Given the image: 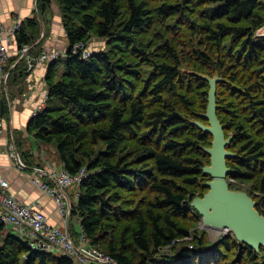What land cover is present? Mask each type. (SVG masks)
Instances as JSON below:
<instances>
[{"label":"trees","instance_id":"1","mask_svg":"<svg viewBox=\"0 0 264 264\" xmlns=\"http://www.w3.org/2000/svg\"><path fill=\"white\" fill-rule=\"evenodd\" d=\"M53 3L66 32V63L61 74L59 60L50 65L49 105L28 130L42 145H56L64 170L86 171L76 202L74 193L68 197L72 239L82 230L116 264H264V248L240 251L235 236L185 241V221L200 216L191 203L211 180L204 168L213 137L195 124L209 123L202 117L207 78L223 80L218 116L227 137L235 135L230 188L246 191L264 214V43L254 36L264 26V0H36L35 16L16 33L18 48L29 45L32 58L44 50ZM93 36L108 50L83 57ZM28 70L25 56L11 58L4 103ZM20 134L15 144L31 171L38 162ZM128 142L137 147L125 152ZM130 218L133 225L119 229ZM4 229L0 224V264H72ZM163 248L172 251L158 256ZM224 251L236 255L223 262Z\"/></svg>","mask_w":264,"mask_h":264},{"label":"crops","instance_id":"2","mask_svg":"<svg viewBox=\"0 0 264 264\" xmlns=\"http://www.w3.org/2000/svg\"><path fill=\"white\" fill-rule=\"evenodd\" d=\"M52 7L49 36L44 42V50H58L64 53L68 43L62 16L57 5ZM35 14L36 0H0V25L10 26L18 22L21 23L33 18ZM11 49L16 51L17 46L14 45ZM14 54L15 52L12 53L13 56ZM49 67L50 64L36 65L11 87L10 96H6V102L2 108L6 128L0 141V176L8 180L10 192L22 203L33 205L44 211L51 224L68 228V221L65 224L56 199L45 193L42 186L34 181L36 178H41V182L53 184L52 172L63 170L60 163L58 166L49 162L45 145H42L28 130L34 107L40 103L48 91ZM18 132L22 137L19 139L18 136L17 139L22 140L23 145H26L25 149L33 154L35 161L38 162L36 167H40L44 171V176L35 171L36 167L31 171H21L16 167L8 150L9 144L15 143V133ZM38 155L41 156L43 163L38 159ZM73 187L65 190L67 198ZM8 231H12L11 227L5 226L4 233Z\"/></svg>","mask_w":264,"mask_h":264},{"label":"built area","instance_id":"3","mask_svg":"<svg viewBox=\"0 0 264 264\" xmlns=\"http://www.w3.org/2000/svg\"><path fill=\"white\" fill-rule=\"evenodd\" d=\"M20 26L21 23L19 22L10 26L0 25V139L4 136L6 128L2 107L4 105L5 90L8 85L11 58L22 54L26 57L29 70H32L38 64L56 62L63 54L58 50H43L37 58H32L28 55L29 45H24L22 48L17 46L16 33ZM14 45L17 46L16 51L11 49ZM13 52H15L14 56L12 55ZM89 55L90 52L86 50L83 57H88ZM8 151L16 167L21 171H27L14 142L9 144ZM35 171L44 176V171L40 167H36ZM86 177L85 170L73 175L63 169L52 172L53 184L41 182V178H36L34 181L42 186L45 193L56 199L66 224L69 218V201L65 190L79 185ZM9 188L8 180L0 176V224L12 226L19 237L28 241L33 249L49 253L61 252L71 260L72 264H116L112 256L92 245L82 230L78 241L75 242L67 226L62 228L51 224L44 211L35 208L33 205L22 203L10 192ZM76 196L78 197V193ZM190 247L192 248V245Z\"/></svg>","mask_w":264,"mask_h":264},{"label":"water","instance_id":"4","mask_svg":"<svg viewBox=\"0 0 264 264\" xmlns=\"http://www.w3.org/2000/svg\"><path fill=\"white\" fill-rule=\"evenodd\" d=\"M207 80L210 84L209 104L202 117L209 123L195 124L213 137L211 147L205 149L211 157V164L204 168L211 180L205 184L208 191L202 197H196L191 206L203 217L205 226L234 235L240 251L248 246L259 252L264 248V214L257 210L258 203L246 191L230 188L228 176L233 169L228 166V160L237 154L228 147L235 135L227 137L218 116V84L223 80L218 77Z\"/></svg>","mask_w":264,"mask_h":264},{"label":"rangeland","instance_id":"5","mask_svg":"<svg viewBox=\"0 0 264 264\" xmlns=\"http://www.w3.org/2000/svg\"><path fill=\"white\" fill-rule=\"evenodd\" d=\"M55 6H56V4L54 3L53 4V7H55ZM188 12H190V11H188ZM188 14H191V13H188ZM154 24L155 25H158L160 27H163L164 26L158 20H156L154 22ZM254 36H255L256 41L258 42V44H263L264 43V26L262 28L258 29L255 32ZM87 50H89L91 53H93V52H104V51H107L108 50V42H106V40L104 38H99V37L93 36L92 39L90 40L89 44L87 45ZM123 58H126V57L123 56ZM65 63H66V56H65V53H63L61 55V57L59 58V64H58V70H59L60 74L62 73V71L64 69ZM236 72H237L238 75H245L246 74L241 69L236 70ZM60 74L58 76H56L55 79H58L60 77ZM133 83H136V82H133ZM47 90H48V85H47ZM45 94L46 95L43 97V99L40 101V103H38V105H36L34 107L32 118L37 113H39L40 111H42L43 109H45L46 107H48V105H49L48 104V91ZM225 95H229V94H225ZM221 97H224V96H221ZM227 101L224 102V100L222 99L221 105L224 106ZM201 103H202V101H201ZM203 103L207 104V106L209 104L208 102H204V101H203ZM32 118L30 119V122H31ZM227 118L229 119L228 116H227ZM233 119H236L237 120V118H235V117ZM0 141H1V139H0ZM45 147L47 149L46 151H47V156H48L49 162H51V164L54 163V164H56L58 166H59V163H60L61 166L63 167V165L61 163V160H60V157L58 155V151H57L56 145L55 144H52V145H47ZM134 147L135 148L137 147L134 142H128L124 146V150H125V152H127L130 148H134ZM40 161H42V160L40 159ZM42 163H43V161H42ZM208 179H209V177H207V176L204 177V179L202 180V183L205 184V182ZM79 187H80L79 185H76L71 190V193H74L71 196V200L73 201V203L76 202V200H77L76 199L77 198V196H76L77 193L76 192L79 189ZM182 222H184V221H182ZM133 223H134V220L130 218V220H126V221L120 222L118 224V226H119V229H124L129 224L133 225ZM188 223L185 221V224L190 229L191 236L188 237V238H186L185 241H188V242H191L192 241L194 244H196V241H197V238L198 237L199 238L200 237H203L204 240H205V243H207V244H210V243L213 244V243L219 242V240L222 237H224V236H230V235L226 234L225 231L218 230V229H213V228H209V227L205 226L204 221H203V217L201 215L199 216V218L198 217L196 218V221L189 219L188 220ZM72 224H73V226H75L76 231H79L80 230V223H79L78 217L76 215H73ZM10 227H11L12 231L15 232L14 234L17 235V236H19L18 233H17V231L12 226H10ZM231 236H233V235L231 234ZM0 243H1V241H0ZM184 247H186L185 244H184ZM171 251H172L171 248H163L159 252L160 254L158 256H160V255H169L171 253ZM225 253H226V251H224V254ZM235 253L236 252H233V251L231 253H226L225 256H224V258H223V262L224 261H229L230 262V260L236 255ZM57 255H60L61 256V255H63V253L57 252Z\"/></svg>","mask_w":264,"mask_h":264},{"label":"bare ground","instance_id":"6","mask_svg":"<svg viewBox=\"0 0 264 264\" xmlns=\"http://www.w3.org/2000/svg\"><path fill=\"white\" fill-rule=\"evenodd\" d=\"M69 219V218H68Z\"/></svg>","mask_w":264,"mask_h":264}]
</instances>
